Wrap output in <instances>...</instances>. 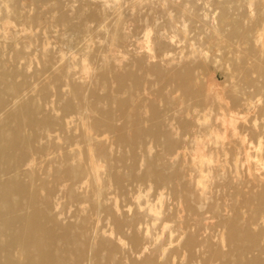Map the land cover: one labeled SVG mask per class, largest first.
<instances>
[{
	"label": "bare ground",
	"instance_id": "obj_1",
	"mask_svg": "<svg viewBox=\"0 0 264 264\" xmlns=\"http://www.w3.org/2000/svg\"><path fill=\"white\" fill-rule=\"evenodd\" d=\"M142 1L138 0L140 3H145ZM153 1L148 2L153 3L154 6L156 3ZM253 1L255 0L251 2ZM92 3L96 5L97 2ZM108 4L111 5V3ZM1 5L4 8L8 7L6 2ZM98 5L95 8L101 4ZM112 7L115 8V6ZM121 11L123 12L122 9ZM1 14L3 15V12ZM19 14L17 13V16ZM80 14L83 15V13L76 15ZM123 14L118 11L114 12L113 28L109 27L106 31L109 47L119 48V51L123 50L119 52L121 59L110 57V50H107L109 47L106 48L108 53L98 47L97 50L94 46L93 50L96 52L91 54L93 45L90 47L91 50L86 52L87 45L77 46L76 40L73 46L75 48L77 46L76 49L79 52L82 51V54L78 53L83 59L80 57L82 59L80 68L79 70L76 68L78 71L73 72L74 74L70 73V70L75 69L74 67L66 68L64 61L65 67H61V64L52 61V58L50 61L45 62L44 60V63H41L43 65L41 70L32 72L30 76H24L27 73L13 66L20 61L23 64L25 58L21 51L12 50L16 47L11 49L10 55L5 56V60L0 58V264H264V243L259 244L261 238H258L262 232L259 229L258 233L251 229L252 227L250 228L247 222H242L243 216L238 213L246 203L253 205L256 202L252 216L246 218L248 221L254 220L264 210L262 209L264 194L259 199H254L250 195L245 196L242 202L244 205L242 207L235 205L232 209V213H236L234 216L223 214L219 217L217 220L219 224H217L222 226V233L219 235L220 238H211L213 235L211 236L210 227L207 223L206 225L202 223L201 217L202 210L206 208L201 201L207 197L203 200L200 198L201 194L206 191H203V187L212 171L211 164L198 166V175L195 180L194 175L191 177L185 166L180 164V159L184 156L179 151L182 145L185 146L191 142L193 145L191 156L194 152L198 157L203 148H208L209 145H216L208 150L211 155L217 154L219 151L217 148L222 146L219 139L224 140L227 137H225V132L220 135L215 133V122L220 120L224 124L233 123L238 119L236 117L239 116V109L243 110L248 102L247 98L243 97L247 89L264 96V62H262L264 60L261 61L257 51L255 52L256 49L251 50L259 44L260 36L253 34L251 30L242 32L237 28L234 29L235 23L234 25L230 23V31L224 35V41L222 40L223 43L219 47L229 50L230 55L228 54L227 60L230 65L226 64L225 71H230L229 79L233 81L228 83L225 89L219 91L220 88L217 90L214 88L215 85L211 86L214 83L211 81L209 86L204 87V83L200 81L201 72L197 71L196 64L191 62L194 56L197 60H204V50L203 54L194 50L193 57L190 52L183 58H176L166 53L165 46L168 43L165 44V41L158 43L154 38L157 42V52L148 54H155L148 58L156 59L157 64L149 68L145 67L144 59L146 58L143 53V57L132 56L141 42L133 46L131 37L124 35L126 34L124 25L127 19L123 18L125 17ZM97 16L91 12L85 17L93 21L101 15ZM181 16L183 17L182 14ZM27 17L25 21L28 20ZM161 17L166 19L164 16ZM19 18L23 19L24 24L25 17L22 18L20 15ZM133 21L130 20L131 23ZM163 22L162 20V25H164ZM67 23L69 26V22ZM164 23L168 24L167 21ZM86 24H88L87 20ZM146 25L152 26V22ZM157 26L159 27L158 23L155 28ZM72 27L75 29L76 26ZM101 27L103 29L106 26L104 24ZM101 27H99L100 31ZM161 27L160 29H163ZM30 28H32L31 25L28 29ZM76 28L79 29V27ZM78 29H76L77 32ZM166 29L170 31V28ZM82 31L84 32L83 28ZM82 31L79 34H83ZM88 31L91 33L94 30L89 29ZM100 31L98 35L103 34L102 32L99 34ZM144 32L148 34L147 30ZM4 34L5 32L2 35L6 38H3L7 39ZM60 34L59 36H62V33ZM73 34L72 32L71 35ZM76 35L79 42L78 33ZM211 35L207 36L206 44L210 51L219 48L213 44L215 36ZM19 37L22 38L21 35L16 36L17 41ZM184 38L187 39L185 36ZM62 39L64 41V38ZM232 39H238V42L234 43ZM10 40H8L9 48L15 45V41ZM65 43L63 45H67ZM243 43L246 47H250L246 52L244 51V54L240 49V44ZM148 45L145 48L146 52L151 50ZM155 45L152 44L154 47ZM129 47H133L134 51L129 52ZM142 48L144 47H140L138 52H141ZM262 52L264 51H261V54ZM7 53L2 52L0 57ZM110 53L115 54V51H110ZM130 53H132L131 57L127 58ZM74 55L77 56V54ZM125 55L127 57L123 59ZM223 56L225 59L226 55L223 54ZM72 57H74L73 54ZM27 67H30V64ZM120 68L123 70H119ZM56 71L57 75H55ZM144 71L152 80L148 87L146 86L147 81L142 80L148 78L147 76L142 78L141 74ZM251 74H255V77ZM48 86L53 87L52 95L55 100H50L47 92ZM246 93L248 94V91ZM156 98L157 102L154 104L152 100ZM225 100L229 102L225 104ZM249 102L251 104V101ZM222 113L226 115L221 116ZM231 137L240 140L244 136L242 137L240 128L236 126ZM60 140L63 141V145L59 146V142L62 143ZM260 145L261 143L258 147ZM213 149L214 152L211 151ZM217 171L218 169L214 170L215 175H219ZM192 178L193 181H191ZM178 194L188 199L183 207L187 213L185 216L189 219L184 217L178 225L167 227L165 224L174 218L176 212L174 213L173 208L165 202L168 199H175L179 196ZM191 215L199 219L197 222L194 221L196 223L195 232L187 230L191 228ZM260 215L259 219L264 222V216ZM212 216L214 217V214ZM217 217L214 219H218ZM153 223L160 224V231L149 232L148 226H153V229L156 227ZM99 224H105L109 228L108 235L99 229ZM173 233L176 235L175 238H172ZM174 242H177L176 246L170 249V245ZM179 250L183 252L180 256H178ZM150 253H155L156 256L152 257ZM178 257L181 259L176 262Z\"/></svg>",
	"mask_w": 264,
	"mask_h": 264
},
{
	"label": "rangeland",
	"instance_id": "obj_2",
	"mask_svg": "<svg viewBox=\"0 0 264 264\" xmlns=\"http://www.w3.org/2000/svg\"><path fill=\"white\" fill-rule=\"evenodd\" d=\"M1 1H0V4L5 3V2H6V4L8 3V7L4 8V6L3 7H2V5L0 6V37H1L0 38V50H2V52H5V53L8 52V53L6 55H3L4 57L1 56L0 58H3L5 60V56L10 55L12 48H15V47L18 48L17 50H15L16 48L12 49V50L13 51H21L25 57L24 58L25 61L23 60V64L21 63L22 61H20V62H18V64H14L13 66L18 68V70L20 69V71H22V72L24 71V73H27L24 76H26V75L30 76V74L32 72L41 70L42 66H43L42 64L44 63V60H45V62H47V60L50 61V60H52V58H53L52 61H55L59 65L61 64L60 65L61 67L62 66L63 67L66 66V68L67 67L69 68V66H70V68L74 67L75 69H73V71L70 70V73L71 74L76 73L80 68V60L82 61V59H83L81 57L82 55H80V54H82L81 53L82 51L80 50V52H79V50L76 49V48H78L77 47L78 45L80 46V44H81V46L87 45L86 52H88V50L90 51L92 48V50L90 51L91 54L93 52H96V50H93L94 46H95L96 47L95 49L98 50V48H101V50L103 52H105L107 50L108 51L110 50L111 52L115 51V54L110 53V51H109L110 57H112V58L116 57L117 59H121L119 57V52H123V50L120 49V51H119V48L109 47V43H107V40H106L108 38L107 37L108 35L106 32L107 29L109 30V27H110V29H112L113 24L115 23L114 12H116V11L121 12L122 14L125 12V14H123V15H125V17L123 16V18L127 19L125 21L127 26L124 25V30L126 32V34L124 33V35L131 37L130 40L131 41L133 40L132 41V44H134L133 46H135L136 43L138 44V42L142 43L143 46L141 45V43L138 44V47H137L138 50L140 47H144V48L140 49L141 52L140 51L138 52V50H136L135 53H133V54L130 53V55L128 57H127V55H125V58H123V59H126V57L130 58L131 54H132V56L135 55L136 56V57L134 56L135 58H139V56L143 57L142 55L144 54V57L146 58V59H144V61H146V62H144V66L146 65L145 67L149 68V67H152L153 65H156L157 64L156 59L153 58L154 59L153 60L152 57L148 58V56H153V55L155 56V54H153V55H148V54H150L152 52L153 53L157 52V44H156L157 42L156 41H158V43L164 42V41H165L164 42L165 44L168 43L167 44L168 47L165 46L167 49V50H165L166 53H169V54L173 55L174 57L176 56V58H181V57L183 58L186 55H188V53H190V52H191V57H193L192 53L195 54V51L200 53L204 50L206 52L205 53L203 51L204 54L202 52L203 56L205 57L204 60H197L195 58V56L193 58H191V62H193V64H196L195 65L197 67L196 70L201 72V75L203 74L202 76L200 75V81L204 83V87L209 86L211 84L209 82L211 81V82H214L213 85L211 84V86L215 85L214 88H216L217 90H218V88H220L219 91H222L223 89H225L224 87L226 85H229L228 83L233 81V80L229 79V72L230 71L229 70H227L228 72L225 71L226 64L230 65V62H228V60H227V57L230 55L228 52L229 50H227V49L223 50V48L219 47L220 45H222V43L224 41V38H223L224 35H226L230 31L229 30L230 29V23L233 25L235 23L234 29L237 28L238 30H241L242 32L243 31L246 32L248 30L249 31L251 30L252 32H254L253 34H257L258 36H260L258 42L261 46L258 47L259 44H257V47L252 48L251 50L256 49L255 52L257 51V54L260 57L261 61L264 60V52H262V54H261V51H264V44H262V43H264V40H262V39H264V0H257L258 2L256 0L253 2H251L252 0H229V1L228 0H177V2H176V0H155V1L151 0V2L153 1L154 3H156V4H154V6L152 5L153 3L148 2L150 0H143L142 1V2H145L146 4L140 3V2H138V0H131V1L130 0H122V1L121 0H118V1L117 0H109V1L107 0V3H106V0L105 1L104 0L103 1L102 0H100V1L99 0H97V1L96 0H90V1L85 0L87 3L84 2V0H58V1L57 0H53V1L52 0H15V2H13V3H12L13 0H6V1L3 0L4 2H1ZM48 1H50L51 3H49ZM80 1H81V4H80ZM171 1H173V3ZM248 1H250L251 3ZM92 2H95V3L97 2L99 5L100 4L101 5L99 6L97 3H96V5H94V3H92ZM122 2L124 5L122 4ZM124 2L126 3V5ZM137 2H138V5H137ZM165 2H167V3H165ZM108 3H111V5ZM118 3L119 4L121 3L122 5L118 6L119 5ZM53 4H56V6L55 5L53 6ZM82 4H84V6ZM87 4H88V6H87ZM102 4L105 6H103ZM106 4H108L107 7H106ZM9 5L10 6L12 5L11 6L12 8H10ZM97 5L100 7L101 10L99 9V7L95 8V6H97ZM112 6H115V8ZM116 6H117L118 10H115V9H117ZM124 6H125V8H124ZM162 6H163V9H162ZM52 7L53 8L56 7V9L54 8L55 10H53ZM89 7H92V8L90 9ZM150 7H152L151 9H153V10H151ZM13 8H14V10H13ZM97 8H98V10H96ZM164 8L166 11L164 10ZM103 9H104V11H102ZM121 9L123 10V12L121 11ZM4 10H6V11H4ZM10 10H11V12H13V11L14 12L11 13ZM1 11L3 12V15L1 14L2 13ZM169 11H171V13ZM91 12L97 14L98 16L101 15L97 19L98 21L97 20L91 21L89 18L88 19L86 18L89 13L91 14ZM128 12H129V14H128ZM173 12H174V14H172ZM176 12H177V14H176ZM178 12H179V14H178ZM17 13H20L19 16H17ZM53 13L56 16H54ZM73 13L74 14L75 13L76 14L77 13L78 14L83 13V15L80 14L81 15L80 16V15L75 14L76 15L75 16ZM133 13H134V15H133ZM135 13L137 15H140V16L138 17L137 15H135ZM167 13H169L168 15L170 17L167 15ZM180 13L183 15V17L181 16ZM219 13H220V15H219ZM65 14H67L68 16ZM148 14H149V16H148ZM20 15L22 16V18L25 17V19H24L25 25L22 22L23 19L21 20L19 18ZM63 15L65 16V17H63L64 19L61 17ZM106 15H107V18H106ZM109 15H110V17H109ZM128 15H129L130 19H129V17H127ZM171 15H173V17ZM37 16H38V18H37ZM145 16L148 18L145 19L146 18ZM161 16H164V18H166V19H163ZM221 16H224V17H221ZM26 17L28 19L27 21H25ZM74 17H75V19L72 20V18H74ZM140 17H143V18L141 19ZM153 17H155V18L152 19ZM190 17H192L194 21ZM6 18H7V20H6ZM33 18H35V19H33ZM60 18H62V19H60ZM68 18H69V20H67ZM139 18H140L141 22H140ZM179 18L181 21L179 20ZM222 18H225V19L223 20ZM247 19H248V21H247ZM55 20H57V21H55ZM76 20L78 22V25H77V22H75ZM86 20L88 21V24H86ZM101 20L104 23H102ZM130 20H131V22L134 20L133 23H131ZM154 20H156V21H154ZM162 20L164 22L167 21L168 26L165 25L166 23H164V22H163L164 25H162L161 24ZM237 20H239V21H237ZM59 21H61V23ZM62 21H64V22H62ZM82 21L84 22L83 23L84 25L82 24ZM112 21H114V22H112ZM244 21L247 24H245ZM27 22H28L29 26L30 25L32 26V28L28 29L29 26H27L28 25ZM66 22H69V26H68V23L66 24ZM94 22H96V23H94ZM134 22H136V23H134ZM151 22H152V26L151 25H146L147 27L145 26V24H151ZM173 22H175V24ZM251 22H252V24H251ZM4 23L5 24L8 23V24L4 25ZM36 23H38V24H36ZM70 23H72V24H70ZM92 23H93V25H91ZM157 23H158L159 27L157 26V28H155ZM242 23H244V24H242ZM34 24H36V25L33 26ZM56 24H58V25L56 26ZM94 24L97 28L94 26ZM97 24L99 26H97ZM104 24L106 27L108 24L109 25L107 28L103 27V29H102L101 26H103ZM132 24H133V26H132ZM22 25H23V27H22ZM128 25H129V27H128ZM161 25H162V27H161ZM238 25L242 28L238 27ZM2 26L3 27L5 26V27L3 28ZM72 26L79 27V29L76 27L74 29V27H72ZM153 26H154V28H153ZM187 26H188V28H187ZM217 26H220V27L217 28ZM10 27H13V28L11 29ZM71 27L74 30L71 29ZM99 27H101L100 28L101 31L99 30ZM134 27L139 29V30L135 29ZM160 27L163 29H160ZM254 27H255V29H254ZM2 28H3V30H2ZM5 28H6V31H5ZM64 28L65 29L67 28V29L65 30ZM82 28H83L84 32L82 31ZM158 28H159L160 32L157 31ZM166 28H170V31H169V29L167 30ZM171 28L173 29V31H171L172 30ZM13 29L16 31L14 32ZM76 29H78V32ZM89 29H90V31H92V30H94V31L90 33L88 31ZM149 29L151 32L149 31ZM7 30H9V31L7 32ZM24 30H25V32H24ZM146 30H147L148 34H146L145 32L143 33V31H146ZM161 30H163L162 31L163 33L161 32ZM213 30H214V32H213ZM215 30L217 32H215ZM257 30L259 32H257ZM1 31H3V32H1ZM21 31H23V33ZM80 31H82L83 34H79ZM95 31H96V33H95ZM99 31H100L99 34H101V32L103 34L98 35L97 33ZM133 31H134V33H133ZM138 31H139V33H138ZM180 31L183 34L180 33ZM209 31L211 33H209ZM4 32H5V34H6V32L8 33V34H6L7 39L9 41H11L10 39L14 40L15 45H17L18 47L15 45H13V47H11V48L8 47L9 46L8 43L10 44V42L7 39H5L6 38L5 36L2 35ZM11 32H14V33L11 34ZM29 32H32V33H29ZM68 32H69V34H68ZM72 32L74 33L73 35H71ZM156 32H157V34H156ZM218 32H220L222 34V37H221V34H219ZM224 32H225V34H223ZM60 33H62V36H59V35H61ZM77 33H78V37H79V42H78V38L76 35ZM104 33H105V35H104ZM131 33L134 36V38L131 35ZM142 33H143V35H142ZM212 33H215L216 35H214ZM64 34H68V35H64ZM184 34H186V35H184ZM18 35L22 36V38L21 37L18 38L19 41H17V39H16V36L18 37ZM92 35H94L95 37ZM137 35H139V36H137ZM146 35L148 38L146 37ZM162 35L165 36V38ZM182 35H183V37H182ZM209 35L215 36L213 44L215 46L219 47L218 49H215V50L213 49L211 51L208 50L210 48L206 44H207V39H208ZM88 36L89 37L91 36L90 37L91 40L89 39ZM104 36L106 38H102ZM159 36H162V38H159ZM184 36L187 39H185ZM3 37H5V38H3ZM140 37H142V39H140ZM62 38H64V41ZM81 38H84L85 40L81 39ZM138 38L141 41H139ZM154 38H156V41ZM170 38H171V40H170ZM23 39H25V41ZM101 39H103V40H101ZM146 39L147 40L149 39V41H147ZM203 39L206 41V43H205V41H203ZM60 40H61V42H60ZM74 40H76L78 43ZM169 40H170L171 44H170ZM5 41H7V42H5ZM82 41H84V42L82 43ZM91 41L92 42L94 41V43H92ZM103 41H105V42H103ZM145 41H147L148 43ZM166 41H168V42H166ZM232 41L234 43H236V42H238V39H234V40L232 39ZM1 42H3V43H1ZM63 42L64 43L66 42L65 44H67V45H63L64 44ZM75 42L77 45L76 48L73 46V44H75ZM87 42H88V44H87ZM100 42H102V43H100ZM144 42L149 44L148 48L150 47L149 49H151L149 52H146L145 48H147V46H146L147 44H145ZM218 42H220V43L218 44ZM21 43H22L23 47L21 46ZM106 43H107V46H106ZM152 44L153 45L156 44L155 45L156 49L154 46H152ZM3 45H4V47H3ZM92 45H93V47H91ZM139 45H141V46H139ZM65 46H67V47H65ZM151 46L154 47L153 48L154 50L152 49ZM206 46L208 47V49ZM175 47H177L176 50H175ZM248 47L249 46L246 47V44H244V43L240 44L241 53L244 54L247 51V49L250 48V47L249 48ZM103 48H104V50H103ZM106 48H108V49L106 50ZM132 48L129 47V50H130L129 52L134 51ZM74 49H75V51H74ZM144 49H145V51H143ZM172 50H174L175 52H173ZM108 51L105 53H108ZM147 51H148V49H147ZM167 51H169V52H167ZM170 51H171V53H170ZM207 51H208V53H207ZM2 52L0 51V55L2 54ZM90 52H89V54H90ZM116 52H117V54H116ZM136 53L139 55H137ZM225 53H227V54H225ZM72 54L74 57H72ZM74 54H77V56H75ZM206 54H208L210 56H208ZM223 54L226 55L225 59L223 58L224 57ZM259 54H261L262 56ZM112 55H115V56H112ZM212 55H214V56L212 57ZM206 56H208V57H206ZM214 57H216V58H214ZM54 58H56V59H54ZM42 59H43V62H42ZM149 59L153 62H151ZM6 60L8 61V58H6ZM59 60L61 63L59 62ZM130 60H132V59H130ZM63 61H64V63H66V65L63 63ZM74 61L76 62L75 64H74ZM71 62H73V64ZM262 62H264V61H262ZM29 64H30V67H27V65L29 66ZM148 64H149V66H148ZM24 65H26V66H24ZM231 68H234V67H231ZM198 69H200L201 71ZM25 70L28 72H26ZM119 70H123V69L120 68ZM56 72H53V73L55 74ZM57 74H58V72L55 75H57ZM141 75H142V78H146V76H147L145 71L142 72ZM251 76L255 77V74H251ZM75 77H76V75H75ZM146 79H142V80H143V82L147 81L148 84L146 86L148 87V85H151L152 80H151V77H148ZM226 79H227V82H226ZM217 84L222 85L223 87L222 86L220 87ZM47 90L46 91L50 95V100H55L54 96L52 95L53 87L48 86ZM247 91H248V94L246 93ZM249 93H251L252 95ZM243 97L247 98L248 102H247V105L244 106L243 110L239 109V116L236 117L238 119H236L233 123H225L224 124L220 120L215 122V126H214L215 133H217V134L219 133V135H220V134L225 132L226 133L225 137H227V139H224V140L219 139V142L221 143L220 145H222V146L219 149L217 148V151L219 150L217 154H215V153L213 155L210 154L208 149L216 147V145L215 146L209 145L208 148H203L202 152L198 155V157L196 156V154L194 152H192V156H191V151L193 150V145L191 144V142H188L185 146L182 145L181 149L179 150L181 153H183V156H184L180 159V164H183L185 166V168L189 171V174H191V177H192V175L195 176V177L193 176V178L195 180L197 179L196 175H198L197 174V167L202 166V165L207 164V163L211 164L212 171H210V174L208 175V177L206 178V180L204 182L205 188L203 187V191L204 190H206V191H204V193H202L201 194L202 196L200 197L202 200L207 197L206 199L201 201V203H203L206 206V208L203 209L201 212V214H202L201 217L203 220L202 223H204V224L207 223V226L210 227L211 236L213 235L211 238H220L219 235L222 233V226L218 225L219 221H217V220H219V217H222L223 214H225L224 216H230L231 214H233L232 216H234L236 213L235 214H234V212L232 213V209L234 208L235 205L242 207L244 205L242 202L244 201L245 196L250 195L251 197L253 196L254 199H256V198L259 199L260 196L262 194H264V96H261L260 94L258 95V93L256 94V92L254 93L253 91H251V89H247L245 91ZM249 97H251V98H249ZM152 101L154 102V104H156L157 98L152 100ZM225 101H224L225 104H227L229 102V100H225ZM249 101H251V104ZM224 115H226V113L221 114V116H224ZM236 126H238L240 128V131L242 133V137L244 136L243 139L239 140L238 138L231 137V133L233 132V130ZM74 133H76V132H74ZM61 142L62 143L59 142V144H58L59 146H60V144L63 145V141H61ZM56 143H58V141ZM260 143H261V145L258 147V144H260ZM211 151L214 152V149ZM208 159H209V161H208ZM191 168H193V170H191ZM216 169H218L217 172L219 175H215L214 170H216ZM193 178L191 179V181L194 180ZM222 185H224V186H222ZM209 192L211 194H209ZM150 193L152 194V192H150ZM179 196L176 197L175 199L174 198L170 199V200L168 199V201L166 200V202H165L166 205L173 208L174 213L176 212L175 213L176 215L174 214V218L171 219L170 222L165 224V225H167V227H169V226L173 227L175 225H178L179 222H181L184 217L188 218V216H185L187 213L184 211V207H183L186 204V201L188 199L185 198L186 196H183V197H181V195H179ZM167 202L170 204H168ZM255 203L253 204L254 206L252 204L246 203L243 206V208L239 210L238 213H240L243 216L242 222H247L248 226L250 228L252 227L251 229H253L254 231H257L258 233H259V229H260V232H262L259 234V237H258V238H261L259 240V244H260V242L264 243V235H261V234H264V228H262V227H264V222H261V220L259 218L261 217L260 214H262V216H264V210H262L261 213L259 215H257V217L254 220L248 221V219H246L249 216H252V213L254 212V210L256 208ZM219 205H223V206L219 207ZM174 206H175V208H174ZM247 206H249V208ZM262 209H264V207H262ZM212 212H214V213H212ZM218 213H219V215H218ZM248 213H249V215H248ZM213 214H214V217L212 216ZM217 215H218V217H217ZM205 216H208V217H205ZM215 217H217L218 219H214ZM197 220H199L197 218V216L191 215V228H187L188 231L195 232L196 223H194V221L197 222ZM70 221H71V219H70ZM174 222H175V224H174ZM153 224H155V223H153ZM215 224H217L218 227L215 226ZM147 225H149V224H147ZM155 225H156V227L154 229H153V226L152 227L148 226L149 227L148 230L150 233H152L154 231L155 232L160 231V229H161V227L159 226L160 224L157 223ZM98 227L101 231H103V232L105 231L104 233H106V234L108 233L109 228L105 224L104 225L99 224ZM216 230H218V232ZM175 233H173L172 238H175V236H176ZM176 244H177V242H174L173 244H171L170 249L172 247H175ZM223 250H225V248H223ZM182 253H183L182 250H179L178 256H180ZM150 255L152 257L156 256L155 253H150ZM180 259H181V257H178V259H176V262H178Z\"/></svg>",
	"mask_w": 264,
	"mask_h": 264
}]
</instances>
